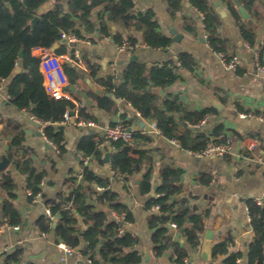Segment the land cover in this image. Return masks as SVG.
I'll return each instance as SVG.
<instances>
[{
	"label": "trees",
	"instance_id": "1",
	"mask_svg": "<svg viewBox=\"0 0 264 264\" xmlns=\"http://www.w3.org/2000/svg\"><path fill=\"white\" fill-rule=\"evenodd\" d=\"M50 1L0 0V86L4 79H11L8 89L10 104L18 109L31 108L36 117L50 122L45 126V134L58 146L59 155H61L67 149L66 138L64 129H60V124L56 123L63 120L65 112L72 110L75 103L66 98H53L46 92L43 74L39 67L40 58L33 54V48L48 49L61 40L62 32L76 33L80 36L78 21L89 29L93 28L94 24L90 19L92 12L102 4L105 5L110 21L141 31L145 42L152 48L167 47L171 43V37L161 31L154 10L147 8L144 11H137L134 0H68L66 3L57 1L40 15L38 21L32 23V19L39 14V8ZM236 1L240 2L253 17L259 19L260 15L254 8L255 0H221V2L239 20V30L243 39L251 47L259 46L253 23L242 19ZM182 2L183 0H168V9L173 16L182 9ZM190 3L204 15V28L212 49L215 52H223L229 60L232 54H229L228 43L219 33L221 15L215 10L212 0H190ZM184 23L189 31L195 30L187 18ZM105 27L102 24L101 30ZM128 40L137 41L131 36ZM115 41L121 44L122 36L115 35ZM22 48H24L23 70L15 73ZM67 51L64 43L57 48L56 53L64 54ZM258 56L259 63L264 65L262 50L259 51ZM86 63L91 76L94 77L99 67L89 60ZM180 67L194 70L195 61L191 54L180 53L179 64L166 62L148 66L143 61H131L124 70L122 81L114 82V77L108 76L99 78V83L104 86L106 92L130 103L144 118L155 120L161 133L179 141L181 148L187 151H201L206 148L210 136H215L217 141H222L219 135L227 133L222 124L215 126L210 133L192 126L215 111V108L190 110L176 94L169 93L162 96L156 90L157 87L164 88L180 78L178 74ZM64 68L71 84H77L84 77L83 71L71 63L65 62ZM243 70L241 66L237 68L239 73ZM78 99L83 101L80 97ZM97 104L109 112L113 111L111 96H99ZM80 115L87 119H97L88 105L80 108ZM182 126H184L183 129ZM10 135L11 142L7 156L25 175L26 187L33 193L30 195L32 199L41 192L46 171L35 164L31 149L23 144L24 133L18 130V125L11 128ZM138 138L150 139L139 130L133 131L131 142L113 141L114 150L110 162L116 173L125 175V188L128 186L129 176L147 166L140 182V191L149 193L152 190L153 157L150 150L139 148L134 144ZM78 149L84 157L97 156L102 159V148L95 135L89 134L83 137L78 144ZM245 153L252 156L250 152ZM81 165L78 172L66 178L64 186L54 197L45 200L52 216L45 213L37 219L39 231L53 232L56 242L65 243L74 249L79 247L80 238L83 237L84 245L80 247L79 252L93 264H139L142 261V256L136 249L139 238L132 235L127 227L120 232L123 224L111 216L112 211L119 214L126 213V219L133 222L135 218L130 208L121 200L120 194L112 189L111 176L97 174L84 162ZM184 172L185 170L181 167L163 165L160 169L161 182L155 194L147 202L148 207L154 204L161 206V212H153L148 221L151 228H157L153 230L152 235L155 256L158 257L171 248L179 263L189 255V249L185 243L193 249L200 246L205 221L212 207L209 205L204 210L192 207V200L197 197L184 194L182 184ZM240 173L241 170L238 174ZM97 186L105 188L99 191L96 189ZM16 189L17 182L12 171L0 170V227L6 223L19 226L22 224V213L15 204ZM98 205L105 207L101 208ZM247 205L254 231L248 264H264V205L256 203L253 198L247 199ZM54 222H56L55 226H53ZM170 222L177 223L185 243L173 238ZM81 224L86 225L83 231ZM231 242L233 238L229 235L219 239L212 246L213 258L226 254L221 264H239L241 252L228 253ZM24 251L22 244L3 251L0 264H22ZM24 264L35 263L28 261Z\"/></svg>",
	"mask_w": 264,
	"mask_h": 264
},
{
	"label": "crops",
	"instance_id": "2",
	"mask_svg": "<svg viewBox=\"0 0 264 264\" xmlns=\"http://www.w3.org/2000/svg\"><path fill=\"white\" fill-rule=\"evenodd\" d=\"M57 1L66 3L68 0H51L45 11ZM218 1L219 5L216 6L212 0L215 10L221 15L219 33L228 43L229 54H237L241 58V67L244 69L242 73L226 67L217 52L209 46L207 38L204 40L206 35L204 15L192 6L190 0H183L182 9L177 11L175 16L168 9V0H136L135 10L144 11L147 8L154 10L161 31L171 37V43L167 47L139 46L135 49L119 50L115 35H121L123 41L131 36L139 42H145L143 33L134 27H125L121 23L110 21L104 4L96 7L92 12L90 19L94 24L93 28L89 29L78 21L77 26L81 39L76 43H65L67 52L78 49L85 63L89 60L96 64L99 70L94 77L91 76L86 63V68H80L84 77L77 84L69 82L66 89L74 95L77 101H80L78 99L80 97L85 103V99L77 90L89 94L92 101L96 103V107L90 109L97 118V126L93 129H84L65 125L67 149L61 155L43 135H38L39 130L31 120V114H33L31 108L18 109L10 104L8 89L11 79L2 81L0 86V118L2 119L0 122V160L3 156L8 158L7 150L11 142L10 130L14 125H18V130L24 133L23 144L31 149L35 164L46 171V176L42 181L40 194L31 199L27 191L25 175L10 160L6 169L12 171L17 182L15 204L22 213L23 220L18 229L2 228L0 230V260L3 251L22 244L25 248L22 264L28 261L35 264H93L79 252L80 247L84 245L83 237L80 238L79 247L75 248V252L67 254L60 245L62 242H56L54 233L44 235L39 231L36 221L46 213L45 200L57 194L64 186L66 178L81 169L82 162L97 174L110 176L111 162H105L104 158L106 151H110L112 155L114 146L111 143L100 145L102 159H99L97 156L84 157L78 149V144L83 137L90 134L97 138L106 126L123 121L129 124L132 131L140 130L150 138L149 140L138 138L134 144L139 148L150 150L153 157L151 192L141 193L140 191V182L147 166L140 172L129 176L127 188L124 187V182L118 179L113 178L111 182L112 189L120 194L121 200L127 204L134 215L135 219L127 226V229L139 238L136 246L142 256L139 264H179L171 248L162 255L155 256L152 235L153 230L157 228H151L148 222L154 211L148 207L147 202L161 182L160 169L165 164L185 170L182 176L184 194L197 197L192 200L193 208L204 210L211 205L212 211L213 207H218L213 222L215 234L212 246L219 239L230 235L233 242L228 246V253L241 252L242 255L238 259L239 264H248L254 231L247 199L261 196L264 193V165L259 163L257 158V155L264 156V121L252 116L242 118L239 112L264 113V69L259 70L255 60L256 53L260 50L263 51L264 58V0H255L254 3V8L260 15L259 19L250 13L249 19H244L241 15L243 20L253 23L257 40L261 38L262 42L257 46V50L241 36L239 20L221 0ZM195 10L202 20L195 15ZM185 18L191 21L195 28L193 32L185 27ZM102 24L106 26L104 30H101ZM172 27L183 34L180 41L172 39L170 32ZM257 29L260 30V34ZM182 52L192 55L195 61L194 70L180 67L178 70L180 78L164 88L157 87L156 90L162 96L169 93L176 94L190 110L215 108V111L205 116L207 120L202 129L211 131L219 124L224 126L226 133L233 138V153L228 158L198 157L184 150L157 130L159 128L155 120L144 118L130 103L114 94L111 96L113 99L112 112L99 107L97 104L99 96L93 93L89 86L88 80L102 87L106 92L104 86L99 83V78L113 76L114 82L122 81L124 70L129 62L143 61L148 66L166 62L179 64ZM33 54H38L35 47ZM22 58L20 57L17 63V66L21 68L20 71L23 70ZM254 140L256 150L251 153L252 156L244 155ZM240 170L241 173L238 174ZM136 176H139L138 182H136ZM210 214L205 221V230L201 234V244L197 249L189 248L179 230L176 231L170 227L173 238L184 242L189 249L188 258L192 264L204 263L201 258V247ZM85 227L86 225L81 224L82 231ZM225 257L226 254L219 255L214 258V261L221 264Z\"/></svg>",
	"mask_w": 264,
	"mask_h": 264
},
{
	"label": "built area",
	"instance_id": "3",
	"mask_svg": "<svg viewBox=\"0 0 264 264\" xmlns=\"http://www.w3.org/2000/svg\"><path fill=\"white\" fill-rule=\"evenodd\" d=\"M136 3V0H134ZM61 40H66L69 43H76L80 41L81 37L78 36L76 33H66L62 32ZM205 38H207V34L205 35ZM209 44V42H208ZM139 46H148L146 42H131L129 40L123 41L121 44L118 45L119 50H125V49H135ZM210 46V44H209ZM211 47V46H210ZM212 48V47H211ZM35 49L38 50L37 56L40 58L39 60V67L43 74V84L46 92L53 98L60 99V98H66L75 103V107L72 110H67L64 114V118L62 121L56 123L60 125H73L79 128L84 129H93L96 128L97 122L93 119H87L80 115V108L85 106L86 103L84 101H77L72 93H70L66 87L69 84V77L65 71L64 63L68 62L72 65L76 66L77 68H86L85 60L83 59V56L81 52L78 49H74L73 52H66L64 54H58L56 52L48 51V49L44 47H35ZM218 56L223 61L224 65L228 68H231L233 70H237L239 66H241L242 60L237 55L234 54L230 57L229 60L226 59V56L223 52H217ZM256 64L257 68L259 70H263L264 66L259 63V56L258 53H256ZM239 115L242 118L252 116L259 120L264 121V113H258L254 111L250 112H239ZM31 120L36 125L37 129L42 133L43 137L49 142V144L56 150V152H60L58 146L50 141L46 134H45V126L48 125L49 121H43L36 117L34 114H31ZM206 118L201 120L198 124L192 125L198 130H203L204 124L206 122ZM129 124L126 122H118L113 125L106 126L101 134L97 137V140L99 142V145H105L106 143H111L113 141H125V142H131L133 139V131L132 129H129ZM159 132H161L160 129H157ZM207 133H210V131H206ZM219 138L222 139V141H217L215 136H210L207 146L205 149L201 151H189L193 153L194 155L198 157L202 156H217L221 158H225L233 153V138L229 134L221 133L219 135ZM177 146L181 147V144L179 141L172 139ZM256 150V141L254 140L251 142V144L248 146V152L253 153ZM246 155V153L244 154ZM248 156V155H247ZM258 162L264 165V156L257 155ZM110 176L111 178H115L120 180L121 182H124V174L123 173H116V171L113 169V167L110 165ZM238 168V167H237ZM81 176V175H80ZM104 186H97L96 189L99 191L104 190ZM28 194H33L31 190H27ZM40 193L36 194L38 196ZM256 203L260 205H264V193L261 196H256L253 198ZM151 210L160 213L161 212V206L160 204H154L151 207ZM46 214L48 216H52L50 208L47 206L46 208ZM112 218H114L117 221H120L123 226L120 228V232H123L127 226L131 224V221L126 219V213L119 214L116 211L111 212ZM19 225H11V224H4L2 227H0V230L2 228H14L18 229ZM170 227L178 231V225L176 222H170ZM132 235H135L132 231H130ZM46 235V233H43ZM136 236V235H135ZM63 250L67 254H73L75 252V249L65 243L60 244ZM179 264H192L188 257H185L183 261Z\"/></svg>",
	"mask_w": 264,
	"mask_h": 264
},
{
	"label": "water",
	"instance_id": "4",
	"mask_svg": "<svg viewBox=\"0 0 264 264\" xmlns=\"http://www.w3.org/2000/svg\"><path fill=\"white\" fill-rule=\"evenodd\" d=\"M237 2V6H238V9L241 13V15L243 16L244 19H249L250 17V14L249 12L246 10V8L240 4V2L236 1ZM214 4L216 6L219 5V1L218 0H214ZM8 5H10L8 3ZM49 6L48 2L44 3L40 8H39V14L36 15L33 19H32V23H35L36 21H38L40 19V15L45 11V8ZM195 15L200 19L202 20V17H199V13L195 10L194 11ZM171 36H172V39L174 41H180L183 37V34L180 33L176 28L172 27L171 30ZM257 32L258 34H260V30L257 29ZM206 38H204L205 40ZM261 38H259L257 40V43L258 45L261 44ZM64 43H67V41H57L55 42L51 47L48 48V51H51V52H56L57 48L64 44ZM69 43V42H68ZM255 50L258 49V47L256 46L254 48ZM24 55V48L21 49L20 51V57H23ZM20 66H17L16 69H15V72H19L20 71ZM89 82V86L92 90L93 93H95L96 95L98 96H101L103 94H105L106 96H112L111 93L109 92H104V89L100 86H98L97 84L91 82L90 80H88ZM75 88H73L74 90ZM77 92L79 94H81L83 96V98L85 99L86 101V104L90 107V108H95L96 107V103L92 101V99L90 98L89 94L86 93V92H82L81 90H77ZM59 128L60 129H64L65 126L64 125H59ZM129 129H131V127H129ZM38 135H42V133L40 131H38ZM49 146V144H48ZM110 156H111V152L110 151H106L105 153V162H109L110 161ZM213 157H216L215 155H213ZM10 163V159L7 158L6 156H3L2 160H0V169L1 170H4L8 167ZM158 175V173H157ZM139 180V176H136V182H138ZM152 194L154 195L155 194V191L152 192ZM218 212V207L215 206L213 207L212 211H211V214H210V218H209V222H208V226H207V230L205 232V238L203 240V243H202V247H201V258L203 260V264H219L218 262H215L214 261V258H213V254H212V239L214 237V230H213V222L215 220V217H216V214ZM56 223H53V226H55ZM82 263V261H81Z\"/></svg>",
	"mask_w": 264,
	"mask_h": 264
}]
</instances>
